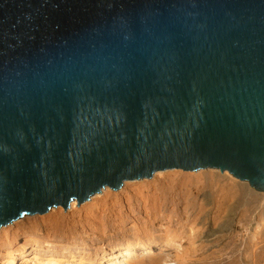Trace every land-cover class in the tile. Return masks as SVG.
<instances>
[{
  "label": "water",
  "instance_id": "obj_1",
  "mask_svg": "<svg viewBox=\"0 0 264 264\" xmlns=\"http://www.w3.org/2000/svg\"><path fill=\"white\" fill-rule=\"evenodd\" d=\"M205 169L264 193V0H0V228Z\"/></svg>",
  "mask_w": 264,
  "mask_h": 264
},
{
  "label": "rangeland",
  "instance_id": "obj_2",
  "mask_svg": "<svg viewBox=\"0 0 264 264\" xmlns=\"http://www.w3.org/2000/svg\"><path fill=\"white\" fill-rule=\"evenodd\" d=\"M155 174L116 191L106 187L79 208L75 201L36 215L51 243L73 247L29 251L14 264H264V193L218 169ZM51 210L58 214L50 217ZM22 218L0 228L7 232L0 242L20 234L14 224ZM171 240L177 249L166 247ZM4 258L0 249V264Z\"/></svg>",
  "mask_w": 264,
  "mask_h": 264
},
{
  "label": "bare ground",
  "instance_id": "obj_3",
  "mask_svg": "<svg viewBox=\"0 0 264 264\" xmlns=\"http://www.w3.org/2000/svg\"><path fill=\"white\" fill-rule=\"evenodd\" d=\"M161 172L162 171H158V172H156V174L154 173L155 177L161 175ZM233 178H235V177H233ZM240 182H244L241 184H243L246 187L255 191L253 188H251L249 186V184L247 182H245V181H240ZM126 185H127V183L124 184V186H126ZM105 188H103L104 191H106ZM255 192H257V191H255ZM257 193H262V192H257ZM95 198H97V197L95 196ZM94 200L95 199L92 198L91 201H94ZM70 205H71V208H73V206L75 205V200H73ZM54 214L57 215L58 211H56V212L52 211V213H50V217H54L55 216ZM36 215H39V214L25 215V216H23L21 221L14 224V226L17 227V230L20 229V231H21L20 234L12 231L13 232L12 234H9V236H4L3 240L1 239L0 249H2V251L4 252V256L6 258V260L4 262L5 264H14L16 260H19V259L22 260L26 256L27 252H29V251H31V252H39L40 251V252H43V254L44 253L61 254V253H65L66 251H68L70 247H73V244H72L73 242L72 243H63V244L51 243L47 239V237H48L47 235L49 234V230L48 231L46 230V232L41 230L42 226H41L40 221L42 219ZM28 216H33V217H28ZM52 219H54V218H52ZM18 220H20V219H18ZM54 226H56V225H54ZM49 229H51V228H49ZM56 230L57 229H55L54 231H56ZM0 232H1V234H4V235L7 234V232L4 229H2ZM136 246H138V248H139L140 245L135 244V245H132L131 248L133 249ZM166 247L175 250L179 246L175 240H171V241H169V243L166 244ZM130 250L131 249L127 248V250L125 251L126 254H128L130 252ZM122 257H128V256L126 255V256H122Z\"/></svg>",
  "mask_w": 264,
  "mask_h": 264
}]
</instances>
